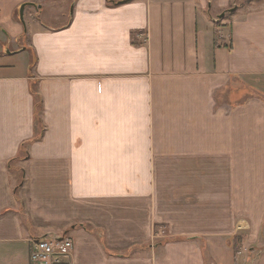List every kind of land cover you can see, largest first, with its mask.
I'll return each mask as SVG.
<instances>
[{"label": "crops", "instance_id": "0c3cea01", "mask_svg": "<svg viewBox=\"0 0 264 264\" xmlns=\"http://www.w3.org/2000/svg\"><path fill=\"white\" fill-rule=\"evenodd\" d=\"M120 1L0 0V264H264V0Z\"/></svg>", "mask_w": 264, "mask_h": 264}, {"label": "built area", "instance_id": "2783aa9c", "mask_svg": "<svg viewBox=\"0 0 264 264\" xmlns=\"http://www.w3.org/2000/svg\"><path fill=\"white\" fill-rule=\"evenodd\" d=\"M72 250L70 239L50 235L32 242L29 258L32 263L59 264L71 255Z\"/></svg>", "mask_w": 264, "mask_h": 264}, {"label": "trees", "instance_id": "16d2710c", "mask_svg": "<svg viewBox=\"0 0 264 264\" xmlns=\"http://www.w3.org/2000/svg\"><path fill=\"white\" fill-rule=\"evenodd\" d=\"M131 0H122L120 1L121 4H125V3H128L130 2ZM111 4L112 5H115V4H118L117 2H113L111 1ZM218 41H217V36H214V44L215 46H217L218 44ZM33 67V59L32 61L30 62V67H29V72H30V75H31V68ZM33 84L31 85V93H32V96L34 98V123H35V126H36V134L34 136V138L31 140V141H28V142H25L21 145L20 147V153L23 154L21 156V154L18 155V159L19 158H26L27 156V148L29 146V144H31L32 142L34 141H37V140H40L43 136V132H44V127H43V123H42V120H41V112H42V100L40 98V96L37 94L36 90L34 89V87H32ZM10 171H12V168H10Z\"/></svg>", "mask_w": 264, "mask_h": 264}, {"label": "rangeland", "instance_id": "374dc122", "mask_svg": "<svg viewBox=\"0 0 264 264\" xmlns=\"http://www.w3.org/2000/svg\"><path fill=\"white\" fill-rule=\"evenodd\" d=\"M241 3V1H238V3H237V1H236V3L234 4V5H231L230 6V8L227 10V11H223L222 13H224V16L226 17V18H230V16L232 15V14H234L235 13V5L237 6L238 4H240ZM245 3V2H244ZM231 10V11H230ZM225 18V19H226ZM217 19V18H216ZM220 20H217V24L218 25H220V22H219ZM220 27V26H219ZM33 87V86H32ZM23 154H21V156H22ZM241 241H242V238L241 237H236V238H234V243H235V245H239V244H241Z\"/></svg>", "mask_w": 264, "mask_h": 264}, {"label": "water", "instance_id": "95a60500", "mask_svg": "<svg viewBox=\"0 0 264 264\" xmlns=\"http://www.w3.org/2000/svg\"><path fill=\"white\" fill-rule=\"evenodd\" d=\"M23 6L20 7V10H19V18L20 20L22 21V11H23ZM231 11V10H230ZM223 16V15H222Z\"/></svg>", "mask_w": 264, "mask_h": 264}]
</instances>
